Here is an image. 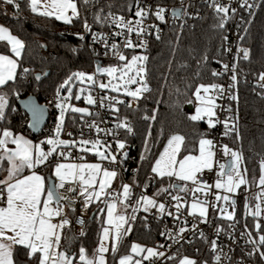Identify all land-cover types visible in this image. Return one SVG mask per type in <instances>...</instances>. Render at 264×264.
Segmentation results:
<instances>
[{
  "label": "snow or ice",
  "instance_id": "6c2138e0",
  "mask_svg": "<svg viewBox=\"0 0 264 264\" xmlns=\"http://www.w3.org/2000/svg\"><path fill=\"white\" fill-rule=\"evenodd\" d=\"M84 6L95 5L99 0H81ZM31 12L38 14L45 18H55L57 21H62L65 24H72L74 19L80 20L85 32H92V27L88 23L87 16H82L78 7L77 0H26ZM136 7L135 16L138 17L135 21L126 20L123 15H115L111 11L107 15H103V8L101 7L98 12L93 14L94 20L102 25L109 26L115 25L119 31L114 32L113 37L119 36L123 38L124 48H147V40L141 39L144 35H151L147 28L144 27V20L149 16L154 17L160 22L166 23V12L168 9L165 6L157 4L155 8L152 5L146 7L141 6V0H134ZM241 7H246L249 12L254 7L249 4L248 0H241ZM133 3L127 4V10L131 12ZM188 7H192L191 4ZM211 7L215 10L219 17V23L216 27L223 29L230 19L228 13L230 10L229 5L217 3V0H212ZM9 8L14 10L15 13L21 11V0H0V13L7 16ZM111 8V5H109ZM69 12L71 14H69ZM231 12L236 13V9L232 8ZM251 15V12H250ZM184 16L192 17V13H188L186 9H172L171 17L173 19H182ZM199 13H195L194 18H198ZM148 28L155 29V38H161V29L153 24ZM183 29V25H181ZM127 30L128 36H125ZM247 29H245V32ZM135 32L138 44H133L129 38ZM80 40L84 39V35L77 34ZM93 42H101L104 45V55L107 56L111 51L113 56L118 57L121 62L116 66H101L97 61L95 72L87 73L85 71L72 72L61 84L55 88L54 96L50 101L51 107L59 110V115L56 117V123L52 130L53 134L49 135L39 143H34L32 140L25 138L22 134H16L9 128L5 127L0 129V168L3 166V161H7L9 167L6 169L7 175L0 179V264H17L14 260V249L16 246H23L24 253L27 261L31 264H109L107 255L111 252L113 257V264H116V254L118 253L119 243L132 231V224L137 219V213L143 209L145 213L151 212L152 209H157L160 216L163 217L165 213L173 216L172 211H168L166 204L159 202L154 196L161 194L171 195L169 188L179 192L188 191L186 182H191L195 187L191 189L193 192H202L205 196L213 188V185L208 184L203 179L204 170L213 171L217 165L216 157V143L213 139L206 138V134L198 141V154L193 155L192 151L185 147V137L179 134L172 135L168 140L163 151L159 153L158 158L155 159L154 164L150 165V173L146 179L150 180L155 187L157 183L156 177H167L169 179L168 188H159L154 193V196H149L141 193L136 199L135 205H132L131 198L133 196V184L125 183L122 179L119 180L122 187V193L112 189L114 181H117L122 176L124 168V161L128 158L126 142L119 138L118 130L124 129L127 134H134L133 127L128 121L127 117L121 120L119 113L120 109L117 105H123L126 108H132L133 103L136 104V111L140 110L139 102L147 100L148 96L145 94L151 93L152 89L148 80V60L147 55H132L129 60L121 51L116 43L108 44V36L93 32ZM243 36H239V40H243ZM224 42L228 41V36H222ZM0 41H7L11 46V53L16 58H22L23 51L26 47L25 42L13 35L10 28L0 25ZM222 50L230 52L231 48L222 45ZM95 55L99 56L100 53L93 49ZM243 56H240V53ZM249 60L250 50L245 48H237V53L234 57L235 62L229 69L228 64H223V72L213 71V76L223 75L224 72L231 71L232 75L230 80L231 84L228 86V95L231 100L238 101V94L233 93L231 90L238 84L237 67L240 59ZM205 62L207 57L204 58ZM20 67L18 59L13 58L12 55L0 53V89L11 87L9 81H17V68ZM25 78L30 72V69H22ZM119 73V74H118ZM107 75L109 77L108 83L99 82L96 76ZM118 74V75H117ZM199 75V74H197ZM41 75L37 74L34 79L41 80ZM259 80L264 82V72L259 73ZM77 83L84 85H97L102 90L108 89L111 92L124 94V99L119 96H109L107 94L101 96L99 101L91 94L90 89L79 87L75 94V99L79 100L81 94L88 91L85 97L88 105H97L100 108L107 107L113 115L116 116L114 128H100L94 120L88 124L89 129L95 128L97 134L104 133L105 135L111 134L115 142V150L112 144L102 142L100 139H83V131L81 130V139H61V133L65 127L66 113L71 110L72 113L81 114L80 119L83 120L84 114L95 115L99 117L100 113L89 112L88 108L75 107L69 101L73 98V88ZM132 85H136L132 88ZM264 88V83L260 85ZM186 89H193V85H186ZM66 90L67 94L62 95ZM177 94H180V89H176ZM225 88L223 85L212 83H200L194 87L191 96L185 101L187 104H195L194 114L189 115V119L193 122L203 121L207 118V125L209 129L216 126L217 123H223L225 131L224 136L235 134L237 140H241L239 129L237 127L239 115L238 110L236 115H229L223 121H220L216 115V109L232 113V108L229 105L224 107L216 103L217 98L223 99L225 96ZM15 95L19 97V91H15ZM187 95V91L184 93ZM127 98H131L130 100ZM27 113L30 114V129L40 131L45 124L48 115V105H40L35 100L29 99L23 102ZM6 109H9L8 93L0 90V122L7 120ZM16 109H10L14 112ZM156 109H153L155 112ZM216 117V119H213ZM75 120V116L72 117ZM145 121H155V115L149 116L147 112L142 117ZM10 123V121H9ZM69 136L72 133H68ZM151 128L149 127L144 139V152L141 153L140 162L149 161V140H151ZM15 145V148H10L8 145ZM91 144V147H87ZM45 145L50 146L45 150ZM79 145V152L81 153L76 159L83 161V153L94 152L95 156L100 162L96 163H75V162H62L69 160L72 156V149ZM154 146V145H153ZM224 156H230L231 160L227 165L225 163H218L219 171L216 173L215 189L223 190L225 194L213 193L215 201H223L225 205H230L233 211H228L227 207H221L220 212L228 221H235V206L236 200L231 194L237 193L241 186H249L250 181L247 179L248 168L244 163L243 153L240 150L229 148L224 144L221 146ZM101 148L103 150H101ZM67 149V151H65ZM187 153V154H183ZM117 154L121 155L117 159ZM182 158H178L181 157ZM106 161L108 166H104L102 162ZM41 166L44 168L52 169L51 173L45 176L37 169ZM260 176L258 178V185L264 190V160L260 161ZM28 174H24L25 171ZM134 173H139V168L134 170ZM226 177V179H225ZM175 178L179 182L185 183H171ZM66 184L71 185V191L77 192L78 197L81 198V212L86 211L90 205L96 203L97 210L93 213V218L99 219L103 216L105 209L107 213L106 225L101 221V232L98 239V246L93 250L91 257L87 254V249L81 245L78 251H73L71 248L61 249L62 234L65 227L71 228L72 220L70 216L75 213L76 209L73 204H65L63 201L67 197L60 195V189H63ZM135 187H140L136 184ZM146 190L147 185H144ZM172 200L175 201V214L176 219L179 220V213L183 205L181 204L180 195H173ZM257 199H264L260 195ZM247 199V198H246ZM117 202L124 209V213L131 208L130 214H116ZM103 204L104 207H99ZM209 201L207 199L194 200L191 204V209L194 212H199V217L202 222L207 223V214ZM215 209V203H212ZM69 208L71 211H66ZM248 205L245 204V231L241 232L242 237H246L245 244L251 245V251H247L244 256L253 258L258 256L260 264H264V224L257 218L260 217L261 206L255 205V211L251 212L255 223L254 230L258 233L257 237H253L252 231L248 230L246 216L248 214ZM59 218L53 222V218ZM146 219V217L144 218ZM239 222V221H235ZM77 223L84 225L83 216L77 217ZM187 221L182 222V226L175 231L165 229L161 232V236L167 237L169 240L179 243L183 240L185 243H192L191 240L185 238L187 231H192L195 235L199 231V236L204 238L205 234L202 230H198L196 224L192 225L191 229L186 227ZM127 225V227H125ZM230 228L233 225H229ZM222 229L217 228V235ZM86 233L83 228L80 229V236ZM229 239H233L232 233H228ZM111 242V247H109ZM167 247L170 249L171 244H156L152 247L142 246L139 243L131 244V253L141 256V259H133L132 255H123L118 259V264H143L147 260L149 264H154V260L164 258L166 253L160 249ZM224 246H219L216 240L211 242V250L213 252L214 264H233V257L229 253H233L234 249L227 246L228 253L223 251ZM146 255H143L145 254ZM176 259L175 254L168 256V261ZM179 264H208L207 261L198 262L196 259L184 256L179 260ZM235 264H245V259L242 256Z\"/></svg>",
  "mask_w": 264,
  "mask_h": 264
},
{
  "label": "trees",
  "instance_id": "16d2710c",
  "mask_svg": "<svg viewBox=\"0 0 264 264\" xmlns=\"http://www.w3.org/2000/svg\"><path fill=\"white\" fill-rule=\"evenodd\" d=\"M142 1V0H141ZM156 3H176L179 0H150ZM82 16H87L91 26L101 25L94 20L93 14L103 8V15L109 11L112 13L129 14L127 4L134 0H99L95 5L84 6L81 0H77ZM111 5V8H109ZM131 10V11H132ZM0 23L10 28L11 32L25 42L22 58H19L17 81H9L11 87L0 89L8 93L9 109H6L7 120L0 122V129L9 128L16 134H25L37 141L46 135V128L40 134H33L27 125L28 114L19 106L20 96L34 94L41 103L54 94L55 88L61 84L72 72L93 67L96 56L87 39L80 40L77 34L85 30L80 20L74 19L72 24H65L55 18H45L31 12L26 0H21V11L14 14L9 8L8 15L0 13ZM219 17L210 7L205 8L202 17L193 23L183 25L175 24L167 28L164 35L157 40L154 38L147 52L148 80L152 89L151 93L145 94L148 99L141 100L140 110L120 108V116L128 121L133 127L134 134L125 133L126 138L135 146L134 153L137 155L139 173L135 175L137 181H143L150 173V165L154 164L167 140L174 134L185 137V147L189 150L197 149L198 140L207 128L205 120L193 122L188 117L190 113L185 110V101L191 96L194 87L200 83L218 84L220 79L213 76L212 72L220 64L223 57L222 36L224 29L216 27ZM183 25V29H181ZM250 48V59L241 63V74L238 80V101L232 103L234 114L239 115L237 127L241 140H237L235 134L229 136V145L243 153L244 163L248 168L247 179L249 186H256L260 176V161L264 160V88L258 86L259 73L264 72V0L259 9L249 21L245 38ZM0 52L11 54L7 41L0 42ZM207 57L205 62L204 58ZM30 69L27 78L22 71ZM40 81L34 77L37 73L45 74ZM199 74V75H197ZM193 85V89H186V85ZM180 89L177 94L176 89ZM19 91L17 97L15 91ZM187 91V95L184 93ZM83 101V98L82 100ZM16 109L10 112V109ZM153 109H156L153 112ZM155 115V121H145L143 115ZM86 114H84L85 116ZM75 116V120L72 117ZM81 114L69 113L66 116L63 135L67 130H78L82 124ZM84 119V118H83ZM10 121V123H9ZM56 122V121H55ZM151 128V140H149V161L141 165L140 156L144 152V139L148 128ZM73 136V135H71ZM75 137V136H73ZM154 145V146H153ZM86 159H98L94 153H83ZM8 162L5 160L4 166ZM0 168V178H1ZM51 172L49 168H45ZM44 170V171H45ZM46 171V172H47ZM155 175V174H154ZM169 183L167 177H158V184ZM248 205L246 222L248 230L252 231L253 237L258 233L254 230L255 220L251 212L255 211L253 200L238 199L236 201L235 219L245 223V204ZM96 207H92L95 209ZM97 208L95 209V211ZM93 212L88 215L87 225L84 229L86 235L80 236L73 229H65L61 247L71 248L78 251L81 245L87 249L91 257L93 250L98 245L101 231V219L93 218ZM142 211L137 213V219L132 224V231L119 243L118 258L126 253L134 241H140L147 245H154L157 237V225L144 219ZM264 224V221L262 222ZM264 234V233H261ZM184 256H190L198 262L207 261L214 264L213 252L210 242L204 240L200 243L198 252L182 254L172 264H178ZM14 260L17 264H31L27 261L23 246L14 249ZM78 262V261H77ZM108 262L113 264L111 252L108 253ZM252 264H260L259 257L252 258ZM117 264V259H116Z\"/></svg>",
  "mask_w": 264,
  "mask_h": 264
},
{
  "label": "built area",
  "instance_id": "2783aa9c",
  "mask_svg": "<svg viewBox=\"0 0 264 264\" xmlns=\"http://www.w3.org/2000/svg\"><path fill=\"white\" fill-rule=\"evenodd\" d=\"M262 0H248L249 4H253L254 7L250 10L251 15L249 10L246 7H241L240 3L241 0H217V3L223 4V5H229L230 10H229V17L230 19L228 20L227 24L225 25L224 32L228 36V41L222 43V45H225L227 47L231 48L230 52H225L223 51V57L220 62V64L216 67L215 71L216 72H223V64H228L229 69H231L232 64L235 62L234 57L237 53V48H245L249 49V45L246 44L245 38H246V33L245 29H248V24L249 21L253 18L257 10L259 9L260 3ZM159 4L162 6H165L168 9V12H166V20L167 22H160L157 20L154 15L149 16L144 20V27L148 29V31L151 33V35H144L141 37V39L147 40V48H141V47H135V48H124L123 47V38L116 36L113 37V33L116 31H119L115 25H98V26H91L92 27V32H85L83 31L82 35H84V38L88 40V43L92 47V49H95L96 52L100 53L99 56L95 55L97 58L95 60L94 66L89 67L86 69H83L81 71H85L87 73H93L95 72V66L97 61L101 63V66L108 67V66H116L120 64L121 62L118 60V57L113 56L111 51H109V54L107 56L104 55L105 48L103 43L97 41L93 42L92 39V33L93 32H98L102 33L106 36H108V44L111 45L112 43H116L120 47V51L128 57V59L131 58L132 55H135L136 53H143L144 55H147L148 50L150 49L151 42L155 38V29L154 28H148L149 25H157L160 29V36L162 37L166 31L167 28L171 27L172 25L175 24H183L187 25L190 23H193L196 19L202 17L205 8L210 7L212 10H214L211 7L212 0H179L176 3H156L154 1L150 0H142L141 1V6L146 7L147 5H152L153 8ZM191 4L192 7H188V5ZM186 9L188 13H192L193 16H184L182 19H173L171 17V10L172 9ZM235 8L236 13L233 14L231 12V9ZM135 11L136 7L134 6L133 10L129 14H120V13H113L115 15H123L126 20H133L135 21L138 19V17L135 16ZM215 11V10H214ZM199 13L198 18L195 17V13ZM125 36H128L127 30H125ZM239 36H243L244 39L241 41L239 40ZM133 44H138L139 40L137 39L136 33L133 32L130 37ZM240 56H243V53H240ZM244 59H240L237 67V79L239 80L240 77H243V74H241V63L244 62ZM232 75L231 71L224 72L223 75L218 76L220 79V82L218 84L223 85L225 88V96L223 99L217 98L216 103L219 105H223L224 107H228L229 105L232 108V103L235 100H231L228 95V86L229 84L232 83L230 80V77ZM100 77V74L96 76V79L98 80ZM104 80V79H103ZM262 81H258V86H260ZM261 88V86H260ZM92 95L99 101V98L105 94L109 96H119L120 99H124V95L118 94L115 92H111L108 89H100L98 87V84L91 87ZM233 93L238 94V84L231 90ZM54 94H52L47 101L45 102L46 105H48V109L50 111V119L48 123L45 125L44 129L46 128V135L51 134L52 130L55 125L56 121V113L57 109L54 107H51L50 101H52ZM131 99V98H127ZM141 101L139 102V107H140ZM123 105H117V107L120 109ZM185 105V110H186ZM131 109H136V104L133 103V106ZM99 112L100 115L99 117L95 115H85L84 119L82 121V124L78 130L71 129L70 132L72 133L73 136L76 138H81V130L83 131V137L88 140L92 139H100L102 142H107L112 144L113 150H115V142L113 140V137L111 134L105 135L104 133H99L97 134L95 131V128L89 129L87 127L88 124H91L94 120L96 121V124L100 128H114L115 127V122L116 121V116L112 114V112L107 108H100L97 105H91L89 108V112L95 113ZM190 113V112H188ZM216 115L219 118L220 121H223L227 116L229 115H235L234 111L232 109V113H228L226 111H221L219 108L216 109ZM120 116V113H119ZM121 120L123 118L120 116ZM213 119H216L214 117ZM29 124V119L27 121V125ZM225 131L223 123H217L216 126L212 129L207 128L205 129L203 134H206L210 139H213L214 143H216L217 147L215 149L216 151V157L215 160L218 163H225L227 166V162L230 156H224L222 152V145L226 144L228 145L229 148H232L228 141H229V136H224L223 133ZM126 131L124 129L118 130L119 138L124 140L126 142V148L124 150H121V153L123 151H127L128 153V158L124 161V168L127 169V171L122 172V176L120 179L123 180L125 183L133 184V196L131 198V203L132 205H135L136 199L141 193H144L146 195L154 196V193L156 192L157 189L163 187V188H168V184H162L161 186L158 184V177H156L157 183L155 184V187L153 186L152 182L148 179H144L143 181H137L135 179V175L137 173H134V170L139 168L138 164V158L137 155L134 153V145L129 141L126 136H125ZM233 149V148H232ZM67 151V149L65 150ZM72 156L69 159L79 161L76 159L78 155L81 153L79 152V145L76 148H73L72 150ZM121 155L117 154V159H120ZM61 160H63L61 158ZM104 166H108L107 162L104 161L102 162ZM218 163L215 166L213 171H208L204 170L203 173V179L206 181L208 184L213 185V188L208 192V195L205 196L204 193L202 192H193L191 189H193L195 186L192 184H187L188 185V191L186 192H177L174 189L169 188V192L171 195L168 194H161L160 196H154L155 199H157L159 202L165 203L167 210L172 211L174 213L173 216L165 215L163 217L160 216L159 212L157 209H152L151 212L145 213L142 212L143 216L146 217L147 220L151 221L152 223L156 224L157 227V232H158V237L154 245L156 244H171L172 247L169 249L166 245L165 248L160 249V251H164L166 253V256L164 258H160L158 260H154V264H172L171 261L167 260L168 256H172L175 254L176 258L181 256L182 254L189 253V252H198L200 248V243L204 240H207L211 242L213 240H216L217 244L219 246H224L223 251L225 253L229 252V249L227 246H231L234 249L233 253H229L233 257V264L239 259L242 258V256L245 259V264H252V258H247L244 256V254L247 251H251V245H246L245 244V239L246 237L241 236V232L245 231L244 224L240 222H235L238 221L235 219V221H228L225 219L224 215L221 214L220 208L222 207L221 202H216L215 197L213 193H218V190L215 189L214 184L215 180L217 178L216 173L219 171ZM226 171V169H225ZM154 175V174H150ZM172 183V182H171ZM175 183H182V182H175ZM138 184L140 187H135V185ZM147 185V188L145 190L144 185ZM71 185L66 184L63 189H60V195L63 197H67V200L63 201L65 204H73L75 206V213L70 216V219L72 220V225L71 228L65 227V229H73L76 233L80 234V229L83 228L85 229L87 225V220H88V211L81 212V198L78 197V185H77V192L71 191ZM112 190H115L117 192H120V185L119 183L113 187ZM180 195L181 197V204L183 207L181 208V212L179 213L180 219H176V214H175V201L172 200L173 195ZM233 198L237 201L238 199H246L247 200H253L256 204H260L261 206V211H260V217L257 219L262 223L264 221V199H257L256 197L260 195L262 198H264V190L258 185L256 186H241L240 189H238L237 193L231 194ZM202 200V199H207L209 201L208 206V214H207V223L202 222V218L199 217L198 213H190L188 211V204L191 200ZM212 203H215L216 207L215 209L212 207ZM223 207H227L228 211H233L232 207L230 205H225L223 203ZM66 211H71V209L66 208ZM235 212H236V206H235ZM235 215V213H234ZM83 216L84 219V225H81L77 223V217ZM59 218H53L54 221H57ZM187 221L186 227L188 229L192 228L193 224H196L198 226V230H202L205 234L204 238H201L199 236V231L196 232L194 235L192 231H187L184 235L187 240H191L192 243H185L183 240H181L179 243H175L172 240H169L165 236H161L160 233L165 231V229H171L173 230V234H175V231L178 230L180 226H182L183 221ZM233 225L232 228L229 227V225ZM220 228L222 231L217 235L216 229ZM228 233H232L233 239H229ZM152 245V246H154ZM141 259V256H139ZM214 261V260H213ZM143 264H149L147 260L143 261Z\"/></svg>",
  "mask_w": 264,
  "mask_h": 264
},
{
  "label": "rangeland",
  "instance_id": "374dc122",
  "mask_svg": "<svg viewBox=\"0 0 264 264\" xmlns=\"http://www.w3.org/2000/svg\"><path fill=\"white\" fill-rule=\"evenodd\" d=\"M135 55H144L143 53H141V52H139V53H136ZM131 59V58H130ZM129 59V60H130ZM119 74V73H118ZM117 74V75H118ZM104 79V80H103ZM109 77H107V75L105 74V75H100V77H99V79H98V81L99 82H103V83H108L109 82ZM79 87H84L85 89H90L91 90V87H92V85H89V84H87V83H85L84 85H80L79 83H77V86L76 87H74L73 88V98L69 101V103L70 104H72V105H74L75 107H83V108H90V106L91 105H88L87 104V102H86V99H85V97L88 95V91H85L83 94H81V98L79 99V100H76L75 99V94L77 93V90H78V88ZM132 88H135L136 87V85H132L131 86ZM67 94V92H66V90H64L63 92H62V95H66ZM91 94H92V91H91ZM120 94H122V95H124L123 94V92L121 91V93ZM82 98H83V101H80V100H82ZM69 111H71V110H69ZM69 111L66 113V116H67V114L69 113ZM191 114H194V111H192V112H190V115ZM59 115V110L57 109V113H56V117ZM205 121H207V118H205L204 119ZM65 121H66V117H65ZM56 123V122H55ZM65 128V127H64ZM70 132V130H67L65 133L67 134V135H63L62 133H61V139H69V140H71V139H75V140H77V141H79L81 138H76V137H73V136H69L68 135V133ZM71 133V132H70ZM53 134V132L51 133V134H48V135H44V136H42L41 138H39V140H37V141H35V140H33V139H31V138H29L27 135H25V134H22V135H24L25 136V138H27V139H30V140H32L34 143H39L40 142V140H43V139H45L46 137H48L49 135H52ZM0 135H2V131H0ZM174 135H176V134H174ZM180 135V134H179ZM202 135H204V134H202ZM202 135H201V137H202ZM200 137V138H201ZM199 138V139H200ZM206 138H209L208 136H206ZM83 139H85V138H83ZM210 139V138H209ZM199 141V140H198ZM166 144H167V142H166ZM166 144H165V146H166ZM10 148H15L16 146L15 145H12V144H9L8 145ZM164 146V147H165ZM48 147H50V146H46L45 145V150H47V148ZM87 147H91V144H89ZM163 147V148H164ZM101 150H103L102 148H101ZM162 151H163V149H162ZM161 151V152H162ZM183 154H187V153H183ZM192 154L193 155H197L198 154V144H197V151H192ZM178 158H182V156L181 157H178ZM3 163H4V161H3ZM9 167V165H7V166H4V168H3V166H2V170H1V177H6V175H7V172H6V169ZM225 179H226V177H225ZM119 180H120V177H119ZM175 178H173L172 179V183H175ZM114 183V182H113ZM182 183H185V182H182ZM187 184H191V182H186ZM119 185H120V183H119ZM258 185V184H257ZM259 186V185H258ZM218 190V193L220 194V195H223V194H225L224 192H223V190H219V189H217ZM110 191H111V189H110ZM120 192L122 193V187L120 186ZM150 196V195H149ZM193 201L194 200H191L190 202H189V204H188V211L190 212V213H193V211H192V209H191V204L193 203ZM221 202V205H222V207H223V201H220ZM101 207H104V205L102 204V206ZM208 207V206H207ZM140 211H142V212H144L143 211V209L141 208V210ZM131 213V208H129L128 210H127V213H124V209L122 208V206L119 204V202H117V210H116V214H130ZM194 213H198L199 214V212L198 211H196V212H194ZM100 219L102 220V221H104L105 222V226H107L106 225V219H107V213H106V209H105V212H104V214H103V216H101L100 217ZM125 227H127V225H125ZM101 232V231H100ZM132 243H139V244H141L142 246H146V247H152L151 245H147V244H145V243H142V242H140V241H134V242H132ZM98 246V245H97ZM109 247H111V242H109ZM107 255V259H108V254H106ZM123 255H132L133 256V259L135 260V259H140L139 258V255H136V254H134V253H131V246H130V249L126 252V253H123V254H121L120 256H123ZM143 255H146V253L145 254H143ZM119 256V257H120ZM119 257L117 258V264H118V259H119ZM189 258H192V257H190V256H188ZM179 264V263H178Z\"/></svg>",
  "mask_w": 264,
  "mask_h": 264
},
{
  "label": "water",
  "instance_id": "95a60500",
  "mask_svg": "<svg viewBox=\"0 0 264 264\" xmlns=\"http://www.w3.org/2000/svg\"><path fill=\"white\" fill-rule=\"evenodd\" d=\"M101 64V63H100ZM49 71H47L45 74H42V73H37V74H39V75H41V77L43 78L44 76H48L49 75ZM36 74V75H37ZM41 78V79H42ZM29 99H33V100H35L38 104H40V105H46L45 103H41L40 101H39V99L37 98V96L36 95H34V94H28V95H24V96H20L19 97V100H18V104H19V106L27 113V109L25 108V106H24V101H26V100H29ZM193 108H194V106H193V104H187V106H186V111L187 112H192V110H193ZM28 114V113H27ZM28 117H29V123H30V114H28ZM49 119H50V111H49V109H48V115H47V117H46V121H45V124L42 126V130L44 129V127H45V125L48 123V121H49ZM31 131H32V133L33 134H40L41 132H42V130H40V131H36V130H33V129H30ZM230 160H231V158H229V160H228V162H227V165H228V163L230 162ZM226 171H227V166H226Z\"/></svg>",
  "mask_w": 264,
  "mask_h": 264
},
{
  "label": "crops",
  "instance_id": "0c3cea01",
  "mask_svg": "<svg viewBox=\"0 0 264 264\" xmlns=\"http://www.w3.org/2000/svg\"><path fill=\"white\" fill-rule=\"evenodd\" d=\"M69 14H71L70 12H69ZM0 25H3V24H1L0 23ZM5 26V25H4ZM13 34V33H12ZM14 35V34H13ZM16 36V35H15ZM19 38V37H18ZM1 42V41H0ZM9 48H10V51H11V46L9 45ZM0 53H2V52H0ZM3 54H6V53H3ZM8 55H12L13 56V58H15V59H18L19 60V58H16L15 56H14V54H8ZM19 68V67H18ZM18 68H17V73H18ZM193 106H194V108H193V110L192 111H194V109H195V104H193ZM92 153H94V152H92ZM62 162H75V163H81V162H86V163H96V162H100L98 159H86V158H84V160L83 161H81V160H79V161H75V160H72V159H69V160H67V161H63V160H61ZM45 168L43 167V166H41L39 169H37V171H39L41 174H44L45 176H47L48 174H50L51 172H48L47 170H45ZM47 171V172H46ZM50 171H52V169L50 170ZM25 175L26 174H28V171L26 170L25 171V173H24ZM4 177H1L0 179H3ZM176 180V179H175ZM175 182H179V181H175ZM119 183V178L117 179V181H114V183H113V185H112V189H113V187L115 186V185H117ZM111 189V190H112ZM102 206V204H100L99 205V207H101ZM92 207H96L97 208V204L96 203H94V204H92V205H90L89 206V208L86 210V211H88V213H90V212H93L94 213V211H95V209H92ZM70 212V211H69ZM92 213V214H93ZM53 222H56V221H54L53 220ZM64 231H65V229L63 230V234H64ZM63 234H62V237H63ZM61 247V246H60ZM61 249H65V248H63V247H61ZM77 264H79V262H77Z\"/></svg>",
  "mask_w": 264,
  "mask_h": 264
}]
</instances>
